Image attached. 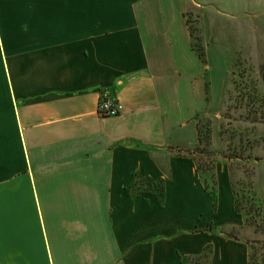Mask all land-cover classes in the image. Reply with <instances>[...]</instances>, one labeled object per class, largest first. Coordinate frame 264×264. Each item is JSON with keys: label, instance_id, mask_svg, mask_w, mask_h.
Masks as SVG:
<instances>
[{"label": "crops", "instance_id": "0c3cea01", "mask_svg": "<svg viewBox=\"0 0 264 264\" xmlns=\"http://www.w3.org/2000/svg\"><path fill=\"white\" fill-rule=\"evenodd\" d=\"M191 2L0 0V264H175L196 248L208 191L177 152L197 145L179 112L203 95L181 44ZM101 95L118 116L98 115ZM139 178L160 190L138 194Z\"/></svg>", "mask_w": 264, "mask_h": 264}, {"label": "rangeland", "instance_id": "374dc122", "mask_svg": "<svg viewBox=\"0 0 264 264\" xmlns=\"http://www.w3.org/2000/svg\"><path fill=\"white\" fill-rule=\"evenodd\" d=\"M185 20L192 50L183 36V56L192 73L203 67L193 79L195 87L202 76L203 95L198 85L194 104L179 112L199 130L183 151L195 153L209 190L186 228L196 248L178 247L175 264H264V0H193ZM149 180L137 179L138 194L160 190Z\"/></svg>", "mask_w": 264, "mask_h": 264}, {"label": "built area", "instance_id": "2783aa9c", "mask_svg": "<svg viewBox=\"0 0 264 264\" xmlns=\"http://www.w3.org/2000/svg\"><path fill=\"white\" fill-rule=\"evenodd\" d=\"M121 111L122 105L117 99L105 95L99 97L97 113L100 117L118 116Z\"/></svg>", "mask_w": 264, "mask_h": 264}, {"label": "trees", "instance_id": "16d2710c", "mask_svg": "<svg viewBox=\"0 0 264 264\" xmlns=\"http://www.w3.org/2000/svg\"><path fill=\"white\" fill-rule=\"evenodd\" d=\"M202 56H204V54H203V52H201V53H199V57H202ZM203 61V60H202ZM197 133H198V136H199V130L197 129ZM177 152L179 153V154H189V155H192L193 154V159L195 160V153L193 152H191V153H189L188 151H183L182 149H178L177 150ZM183 154V155H184ZM184 155V156H185ZM196 161V160H195ZM197 170H199V167H198V163H197ZM204 189L206 190V191H208L209 190V188H208V185H207V183H206V181H204ZM214 190L212 189L211 190V196H212V198H213V203H215V194H214V192H213ZM180 264H183L182 262L180 263Z\"/></svg>", "mask_w": 264, "mask_h": 264}]
</instances>
